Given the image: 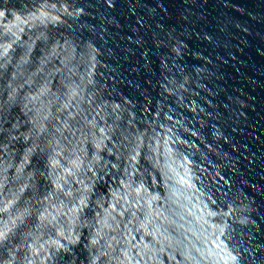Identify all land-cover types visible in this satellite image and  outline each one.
<instances>
[{"label": "water", "instance_id": "water-1", "mask_svg": "<svg viewBox=\"0 0 264 264\" xmlns=\"http://www.w3.org/2000/svg\"><path fill=\"white\" fill-rule=\"evenodd\" d=\"M0 264H264V0H0Z\"/></svg>", "mask_w": 264, "mask_h": 264}]
</instances>
